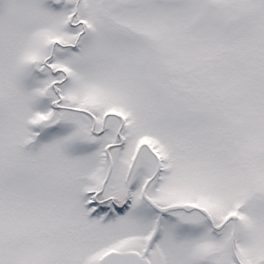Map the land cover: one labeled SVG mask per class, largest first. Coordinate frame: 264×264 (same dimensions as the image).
I'll use <instances>...</instances> for the list:
<instances>
[{
	"label": "snow or ice",
	"instance_id": "6c2138e0",
	"mask_svg": "<svg viewBox=\"0 0 264 264\" xmlns=\"http://www.w3.org/2000/svg\"><path fill=\"white\" fill-rule=\"evenodd\" d=\"M0 264H264V0H0Z\"/></svg>",
	"mask_w": 264,
	"mask_h": 264
}]
</instances>
